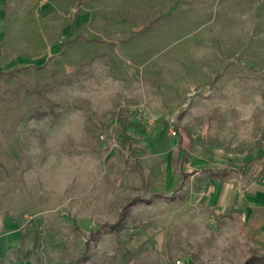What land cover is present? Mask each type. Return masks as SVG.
<instances>
[{
    "label": "rangeland",
    "instance_id": "rangeland-1",
    "mask_svg": "<svg viewBox=\"0 0 264 264\" xmlns=\"http://www.w3.org/2000/svg\"><path fill=\"white\" fill-rule=\"evenodd\" d=\"M223 169L264 189V0H0V223L21 225L16 260L263 261L264 230L208 178ZM183 171L198 174L180 187Z\"/></svg>",
    "mask_w": 264,
    "mask_h": 264
},
{
    "label": "crops",
    "instance_id": "crops-1",
    "mask_svg": "<svg viewBox=\"0 0 264 264\" xmlns=\"http://www.w3.org/2000/svg\"><path fill=\"white\" fill-rule=\"evenodd\" d=\"M185 153L188 155V161L190 158L188 151L184 149V165L188 163V161H184ZM226 170L228 169H223V171ZM227 172L230 173V171ZM182 173L189 172L183 171ZM190 174V177H192L198 174V172ZM227 176L223 178H208L223 182L220 186V194L223 202L228 205L231 210L240 212L242 217L244 219L246 218L248 224L255 230H264V189L261 187L260 183H252L247 189H243L241 186L236 187L226 184L224 181L227 179ZM0 225L4 228V231L0 234V264H25L27 258L16 260L13 257V254L22 246L25 240L20 223L6 217L1 221Z\"/></svg>",
    "mask_w": 264,
    "mask_h": 264
},
{
    "label": "trees",
    "instance_id": "trees-1",
    "mask_svg": "<svg viewBox=\"0 0 264 264\" xmlns=\"http://www.w3.org/2000/svg\"><path fill=\"white\" fill-rule=\"evenodd\" d=\"M184 156H185L184 161L187 162L188 161V155L185 153ZM209 174H210L209 175L210 178H223V177L228 175V172L227 171H219V172L210 171ZM190 176H191V174L182 173V180H181L180 187L182 186L183 181L188 179ZM138 201H140V200H137L136 202H138ZM127 213H128L127 209H124V211L121 214V221L126 217ZM106 227H109L111 229H118L120 227V222L113 225V226H106ZM99 232H100L99 230L95 231V232L92 231L91 232L92 233V239H94L99 234ZM87 246L89 247V245H87ZM257 263L258 264H264V260L261 261L258 259V257H256L252 261H249V263H247V264H257Z\"/></svg>",
    "mask_w": 264,
    "mask_h": 264
},
{
    "label": "built area",
    "instance_id": "built-area-1",
    "mask_svg": "<svg viewBox=\"0 0 264 264\" xmlns=\"http://www.w3.org/2000/svg\"><path fill=\"white\" fill-rule=\"evenodd\" d=\"M175 135V133H173Z\"/></svg>",
    "mask_w": 264,
    "mask_h": 264
}]
</instances>
